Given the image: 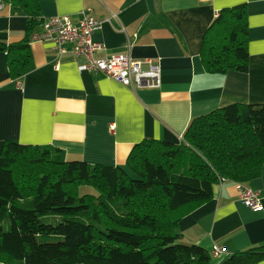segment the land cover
<instances>
[{
  "label": "crops",
  "instance_id": "obj_1",
  "mask_svg": "<svg viewBox=\"0 0 264 264\" xmlns=\"http://www.w3.org/2000/svg\"><path fill=\"white\" fill-rule=\"evenodd\" d=\"M1 1L0 42L30 41L27 17ZM238 5L247 8L249 69L210 74L201 58L205 34L223 9ZM41 12L75 23L90 13L102 22L93 36L105 48L100 55L154 61L160 87L129 88L80 72L71 55L56 69L51 44L39 42L29 43L26 74L13 79L0 51V154L12 141L57 148L68 161L126 168L133 147L146 139L178 144L194 118L232 104H264V0H48ZM238 184L220 180L213 198L178 225L183 243L210 254L216 246L225 250L211 264L264 244V169L246 183L258 192L260 210L241 202Z\"/></svg>",
  "mask_w": 264,
  "mask_h": 264
},
{
  "label": "trees",
  "instance_id": "obj_2",
  "mask_svg": "<svg viewBox=\"0 0 264 264\" xmlns=\"http://www.w3.org/2000/svg\"><path fill=\"white\" fill-rule=\"evenodd\" d=\"M42 1L48 0H8L14 13L27 17L28 36L42 29ZM248 34L246 5L223 9L202 43L206 72L246 73ZM29 43L0 42L13 79L31 66ZM263 169L264 104H232L194 118L178 144L146 139L133 147L126 168L5 142L0 264H211L205 249L181 241L180 221L213 198L220 180L246 184ZM263 260L264 244L220 264Z\"/></svg>",
  "mask_w": 264,
  "mask_h": 264
},
{
  "label": "built area",
  "instance_id": "obj_3",
  "mask_svg": "<svg viewBox=\"0 0 264 264\" xmlns=\"http://www.w3.org/2000/svg\"><path fill=\"white\" fill-rule=\"evenodd\" d=\"M3 8L4 5L0 0V12ZM101 29L102 22L95 20L87 12L82 13L81 20L77 23L68 16L43 17L42 29L31 35L30 43H50L56 69L60 68L62 57L71 55L80 72L103 76L129 88H159L161 69L154 61H137L130 55L122 54L100 55L105 48L103 44L94 42L93 36ZM144 65H147L146 69ZM17 85L22 88L20 81ZM238 190L240 200L246 207L253 211L261 209L257 191L243 183L238 184ZM211 255L219 260L226 255V252L216 246L212 249Z\"/></svg>",
  "mask_w": 264,
  "mask_h": 264
},
{
  "label": "rangeland",
  "instance_id": "obj_4",
  "mask_svg": "<svg viewBox=\"0 0 264 264\" xmlns=\"http://www.w3.org/2000/svg\"><path fill=\"white\" fill-rule=\"evenodd\" d=\"M128 173H130V172H128ZM130 175H131V177L132 178H134L135 176H132V174L130 173ZM83 192H90L89 194H94L95 192H94V189H92V188H87V187H85V188H83ZM94 192V193H93Z\"/></svg>",
  "mask_w": 264,
  "mask_h": 264
}]
</instances>
